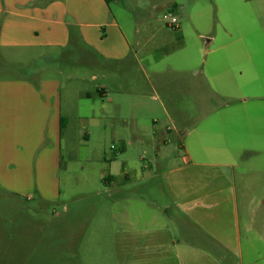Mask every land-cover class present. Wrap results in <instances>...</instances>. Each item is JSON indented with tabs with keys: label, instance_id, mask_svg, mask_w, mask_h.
Instances as JSON below:
<instances>
[{
	"label": "rangeland",
	"instance_id": "374dc122",
	"mask_svg": "<svg viewBox=\"0 0 264 264\" xmlns=\"http://www.w3.org/2000/svg\"><path fill=\"white\" fill-rule=\"evenodd\" d=\"M64 1L76 14L68 12V22L99 18L76 9L97 14V0ZM106 1L137 45L108 80L103 57L87 60L96 52L74 45L53 52L70 116L62 129L61 194L28 200L0 190V233L18 234V254L5 262L140 264L124 249L126 237L138 246L139 230L171 217L184 264H264V0ZM31 61L4 64V75L49 65ZM101 83L113 105L81 94ZM185 221L212 245L185 233ZM141 264L176 263L165 256Z\"/></svg>",
	"mask_w": 264,
	"mask_h": 264
},
{
	"label": "crops",
	"instance_id": "0c3cea01",
	"mask_svg": "<svg viewBox=\"0 0 264 264\" xmlns=\"http://www.w3.org/2000/svg\"><path fill=\"white\" fill-rule=\"evenodd\" d=\"M97 1L100 6L97 14L93 8H76L99 16L95 21L81 23L78 20L67 21L68 12H74L64 0H0V190L25 196L28 200L36 196L46 201L59 199L63 163L61 117L69 119L70 116L63 114L62 80L59 77L62 69L52 65L51 62L58 59L54 53L62 54L71 45L80 50L94 51L97 54H90L87 60L99 63V56L103 57L107 72L102 74V78L108 80L115 74L114 63L128 60L132 47L137 45V39L130 42L114 17L109 15L107 1ZM22 60H32L34 64L44 60L49 65H36V69L28 65L29 75H4V64L12 67L13 63ZM46 70L59 74L44 76ZM91 78L96 80L98 77L93 74ZM81 94L86 99L97 94L104 103H114L111 89L104 83L98 85L96 93L84 91ZM124 104L117 105L122 109ZM216 170L218 177L223 175L220 167ZM171 219L163 221L160 228L139 230L138 246L126 237L124 249L132 250L141 263H146L148 258L169 256L176 264H184ZM198 220L204 222V219ZM183 224L185 233L190 232L193 240L196 237L202 241L208 239V245H212L210 236L197 230L194 222L185 221ZM148 231L153 233L149 238ZM125 232L129 235L134 233ZM17 243V232L0 233V264L15 259ZM63 248L64 245L56 252L58 260ZM200 251L203 256L209 255L204 250ZM196 253L200 254L198 250Z\"/></svg>",
	"mask_w": 264,
	"mask_h": 264
},
{
	"label": "trees",
	"instance_id": "16d2710c",
	"mask_svg": "<svg viewBox=\"0 0 264 264\" xmlns=\"http://www.w3.org/2000/svg\"><path fill=\"white\" fill-rule=\"evenodd\" d=\"M65 117H61V128H63L64 123H65ZM113 179V176L109 175L105 177V180H107V182H110Z\"/></svg>",
	"mask_w": 264,
	"mask_h": 264
},
{
	"label": "built area",
	"instance_id": "2783aa9c",
	"mask_svg": "<svg viewBox=\"0 0 264 264\" xmlns=\"http://www.w3.org/2000/svg\"><path fill=\"white\" fill-rule=\"evenodd\" d=\"M172 22H176V18L174 17V18H172Z\"/></svg>",
	"mask_w": 264,
	"mask_h": 264
}]
</instances>
